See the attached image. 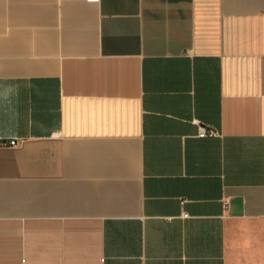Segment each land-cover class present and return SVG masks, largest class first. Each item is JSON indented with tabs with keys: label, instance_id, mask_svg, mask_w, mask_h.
I'll use <instances>...</instances> for the list:
<instances>
[{
	"label": "crops",
	"instance_id": "1",
	"mask_svg": "<svg viewBox=\"0 0 264 264\" xmlns=\"http://www.w3.org/2000/svg\"><path fill=\"white\" fill-rule=\"evenodd\" d=\"M0 264H264V0H0Z\"/></svg>",
	"mask_w": 264,
	"mask_h": 264
},
{
	"label": "built area",
	"instance_id": "2",
	"mask_svg": "<svg viewBox=\"0 0 264 264\" xmlns=\"http://www.w3.org/2000/svg\"><path fill=\"white\" fill-rule=\"evenodd\" d=\"M87 1H99V0H87ZM199 136H207V135H214L216 134V130L212 128H207L205 126H200L199 129ZM6 143L11 144V145H17L19 143V140L13 138L7 141Z\"/></svg>",
	"mask_w": 264,
	"mask_h": 264
}]
</instances>
